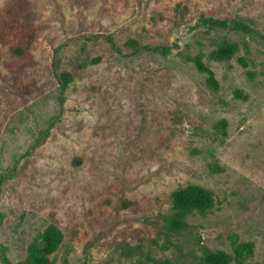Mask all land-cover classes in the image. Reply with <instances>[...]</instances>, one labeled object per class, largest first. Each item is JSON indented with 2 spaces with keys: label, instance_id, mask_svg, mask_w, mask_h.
<instances>
[{
  "label": "rangeland",
  "instance_id": "374dc122",
  "mask_svg": "<svg viewBox=\"0 0 264 264\" xmlns=\"http://www.w3.org/2000/svg\"><path fill=\"white\" fill-rule=\"evenodd\" d=\"M20 1L36 39L0 40V264H264V0ZM187 187L211 207L175 209Z\"/></svg>",
  "mask_w": 264,
  "mask_h": 264
},
{
  "label": "trees",
  "instance_id": "16d2710c",
  "mask_svg": "<svg viewBox=\"0 0 264 264\" xmlns=\"http://www.w3.org/2000/svg\"><path fill=\"white\" fill-rule=\"evenodd\" d=\"M17 6L9 7L7 18L0 27V40L6 44L9 51L14 56H23L30 49L36 39V31L33 28H27L25 31L19 28V11L24 7L20 0H14ZM19 10V11H18ZM218 59H225L230 56L228 50L220 49L214 53ZM198 65H201L197 61ZM173 203L175 209L184 212L205 211L212 205L211 194L197 187H187L177 190L173 194ZM176 229L183 226L181 222H176ZM46 246L41 250L42 253L51 254L55 251L56 244L53 240L55 232L53 229L47 231ZM207 264H229V259L221 253H208L206 255Z\"/></svg>",
  "mask_w": 264,
  "mask_h": 264
}]
</instances>
